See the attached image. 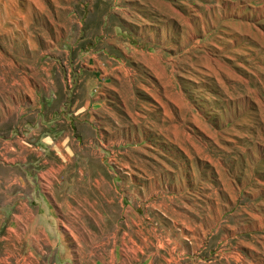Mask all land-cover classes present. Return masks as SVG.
I'll use <instances>...</instances> for the list:
<instances>
[{
    "label": "rangeland",
    "instance_id": "1",
    "mask_svg": "<svg viewBox=\"0 0 264 264\" xmlns=\"http://www.w3.org/2000/svg\"><path fill=\"white\" fill-rule=\"evenodd\" d=\"M33 103L59 221L0 264H264V0H0V186Z\"/></svg>",
    "mask_w": 264,
    "mask_h": 264
},
{
    "label": "crops",
    "instance_id": "2",
    "mask_svg": "<svg viewBox=\"0 0 264 264\" xmlns=\"http://www.w3.org/2000/svg\"><path fill=\"white\" fill-rule=\"evenodd\" d=\"M98 85V81L95 77H91L86 83L87 89H95ZM23 118L24 122L27 123L25 130H30L28 135L16 137L13 141L15 144L23 145L21 151H15L13 149V158L12 160L21 164L19 168L20 171L15 169L19 176L10 182L9 185L0 186L1 192L4 193V196H0V199L4 200V206L0 208V223H6L13 225L9 227L10 230H13L15 225H24L23 229H20L21 232L28 233L29 236V247L33 244H30L32 225L41 224L49 229L50 231L56 233L55 224L58 223V219L47 211L42 212L41 215L36 218L32 215V210L30 206L27 205V201L32 199L46 200V197L42 196V184L33 183L30 180L29 175H37L38 177H47L55 169L52 166H49L48 155L44 149H42V144H46L47 137L42 134V106L38 104H31L30 109L25 112ZM31 139L30 141H27ZM33 143V144H32ZM18 149V148H17ZM12 150V149H11ZM7 152L0 151V161L5 159ZM32 177V176H31ZM9 202V203H8ZM7 238V237H6Z\"/></svg>",
    "mask_w": 264,
    "mask_h": 264
}]
</instances>
